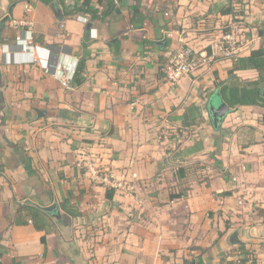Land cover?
I'll return each mask as SVG.
<instances>
[{"label": "crops", "instance_id": "1", "mask_svg": "<svg viewBox=\"0 0 264 264\" xmlns=\"http://www.w3.org/2000/svg\"><path fill=\"white\" fill-rule=\"evenodd\" d=\"M92 4L98 17L82 22L56 16L57 0H0L1 264H226L237 251L264 264V106L239 105L217 127L210 114L224 101L216 81L262 43L264 0ZM232 18L247 30L241 53L164 78L170 52L207 45ZM29 41L48 70L26 61ZM59 58L84 59L71 90L54 76ZM91 153L136 173L133 196L89 180Z\"/></svg>", "mask_w": 264, "mask_h": 264}, {"label": "built area", "instance_id": "2", "mask_svg": "<svg viewBox=\"0 0 264 264\" xmlns=\"http://www.w3.org/2000/svg\"><path fill=\"white\" fill-rule=\"evenodd\" d=\"M77 19L82 22L87 21L84 15H78ZM247 30L245 26L234 18L229 19L224 28L213 40L201 48H193L189 45H183L170 52L164 62L160 64V72L164 78L171 84H176L186 74L209 64L212 61L224 58H231L238 55L244 50L248 42ZM25 36L31 39L32 32L26 30ZM24 40L17 39L16 44H20ZM3 47L8 48V44ZM26 53V61L42 63L44 60V68L48 70V60L45 55L41 54L44 48L34 45L31 41L24 43ZM45 57V58H43ZM59 58L58 63L54 66V76L60 84L67 90L72 89L73 74L77 65V60L72 59L67 63H62ZM82 167L89 180L97 186L105 189L113 190L123 196H133L136 192L137 175L135 172L122 171L116 173L113 167L101 162L94 154L84 155L81 159ZM31 264H47L38 261ZM226 264H259L251 253L237 251Z\"/></svg>", "mask_w": 264, "mask_h": 264}, {"label": "trees", "instance_id": "3", "mask_svg": "<svg viewBox=\"0 0 264 264\" xmlns=\"http://www.w3.org/2000/svg\"><path fill=\"white\" fill-rule=\"evenodd\" d=\"M97 1L100 2L102 0ZM57 2L62 7L64 17L78 14L89 15L90 20L98 17V9L92 4V0H81L77 5L70 9L64 6V0H57ZM114 8L115 0H106L104 13H107ZM225 12L230 13L229 11ZM235 20H237V18H235ZM259 31L262 40L261 45L257 48L251 49L246 56H238L234 58L233 65L228 71L229 78L224 81L218 80L215 83L221 97L228 104L229 111L239 105L264 106V95L262 94L264 88V24ZM83 67L84 59H79L73 74L72 84L77 85L80 82L79 73L82 71ZM242 69H254L257 72V77L252 80L241 79L234 74L235 70ZM106 196H111V192L106 191ZM41 212L42 210L40 208H35L31 213V220L34 221V226L38 229H41L43 225L37 224L34 217H39ZM67 212L70 214L73 213L69 209H67ZM41 240L45 243V238L43 236L41 237ZM237 246L243 250L241 245Z\"/></svg>", "mask_w": 264, "mask_h": 264}, {"label": "water", "instance_id": "4", "mask_svg": "<svg viewBox=\"0 0 264 264\" xmlns=\"http://www.w3.org/2000/svg\"><path fill=\"white\" fill-rule=\"evenodd\" d=\"M55 15L59 16V18H62V12L60 10V8H58V10H55ZM90 25V24H87ZM161 43V42H160ZM163 43V42H162ZM13 45H17L16 43H14ZM59 56H57L58 58ZM262 94L264 95V88L262 90ZM39 115H41L42 111H38ZM229 112V106L225 101L220 102L218 105H211L210 106V114H211V121L214 127H217L218 124L221 122V120L224 118V116ZM56 207L55 204H52L50 206H46L44 207V210L46 211H50L52 209H54ZM231 242L234 244H238L240 243V240L238 239L237 236V232L234 231L231 235ZM194 264V263H192Z\"/></svg>", "mask_w": 264, "mask_h": 264}]
</instances>
